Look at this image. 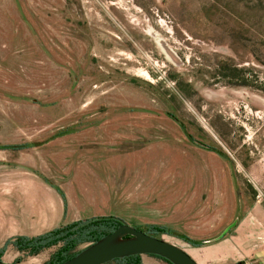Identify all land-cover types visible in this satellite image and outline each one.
Wrapping results in <instances>:
<instances>
[{
  "label": "rangeland",
  "instance_id": "rangeland-1",
  "mask_svg": "<svg viewBox=\"0 0 264 264\" xmlns=\"http://www.w3.org/2000/svg\"><path fill=\"white\" fill-rule=\"evenodd\" d=\"M19 145L0 184L109 176L110 216L264 264V0H0V148Z\"/></svg>",
  "mask_w": 264,
  "mask_h": 264
},
{
  "label": "crops",
  "instance_id": "crops-1",
  "mask_svg": "<svg viewBox=\"0 0 264 264\" xmlns=\"http://www.w3.org/2000/svg\"><path fill=\"white\" fill-rule=\"evenodd\" d=\"M5 147L0 150L11 151L4 149ZM85 175L86 173L84 178H74L69 184H55L33 172L2 173L1 177L5 182L0 184V249L7 240L14 237H37L79 220L110 216L109 176L106 180L99 176L87 179ZM16 177L20 179L16 181ZM206 225L197 224L198 228L193 229L194 232L187 227L180 228L181 236L178 238L182 240L188 235L207 237L213 231L208 230ZM195 251V256H190L196 264H211L214 258L218 259L203 247ZM18 254L19 252L8 248L1 260L12 264L3 258H15ZM140 257L142 264H160L157 258L149 255Z\"/></svg>",
  "mask_w": 264,
  "mask_h": 264
},
{
  "label": "trees",
  "instance_id": "trees-1",
  "mask_svg": "<svg viewBox=\"0 0 264 264\" xmlns=\"http://www.w3.org/2000/svg\"><path fill=\"white\" fill-rule=\"evenodd\" d=\"M25 147L26 145L8 146L4 149L21 150ZM122 224H125V222L117 217L102 216L79 220L58 227L37 237H14L7 240L5 245L0 249V260L8 248H12L17 252L28 256H35L44 250L57 247V249L49 257L46 264H60L74 257L80 251L77 250L79 246L84 244L88 246L97 242L102 237L112 233ZM148 229V232L143 230L142 232L152 237H156L155 234H167V230L163 227L150 226ZM201 244L194 243L196 247L201 246ZM151 257L157 258L165 264H169L167 261L159 257ZM111 262H114L115 264H142L141 257L139 255L116 259Z\"/></svg>",
  "mask_w": 264,
  "mask_h": 264
},
{
  "label": "water",
  "instance_id": "water-1",
  "mask_svg": "<svg viewBox=\"0 0 264 264\" xmlns=\"http://www.w3.org/2000/svg\"><path fill=\"white\" fill-rule=\"evenodd\" d=\"M135 255L159 257L169 264H196L182 249L157 239L127 224L80 250L60 264H106ZM0 264L5 263L0 260Z\"/></svg>",
  "mask_w": 264,
  "mask_h": 264
},
{
  "label": "bare ground",
  "instance_id": "bare-ground-1",
  "mask_svg": "<svg viewBox=\"0 0 264 264\" xmlns=\"http://www.w3.org/2000/svg\"><path fill=\"white\" fill-rule=\"evenodd\" d=\"M206 215V214H205ZM202 216V215H201ZM204 217V216H203ZM205 219V218H204ZM210 220V219H209ZM211 222V221H210ZM218 222V221H217ZM214 223V222H213ZM206 224V223H205Z\"/></svg>",
  "mask_w": 264,
  "mask_h": 264
}]
</instances>
